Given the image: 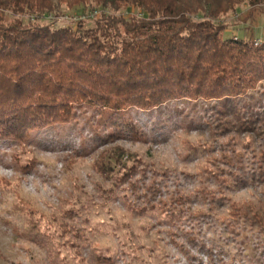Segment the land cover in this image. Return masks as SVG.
I'll use <instances>...</instances> for the list:
<instances>
[{
  "label": "rangeland",
  "instance_id": "1",
  "mask_svg": "<svg viewBox=\"0 0 264 264\" xmlns=\"http://www.w3.org/2000/svg\"><path fill=\"white\" fill-rule=\"evenodd\" d=\"M84 11L64 7L46 22L93 25L101 16L100 9ZM119 13L141 16L134 8ZM217 23L226 27L224 37L261 45L264 5H241ZM249 98L262 101L264 116V82ZM208 104L182 100L150 112L131 109L126 114L143 129L140 139L101 141L108 116L87 105L77 107L71 123L33 131L28 140L0 139V264H264V237L234 216L235 206L263 196L238 184L252 169L251 139L221 134ZM113 147L136 155L135 189L130 182L116 187V173L98 171L99 155ZM238 157L243 163L232 164ZM172 199L167 215L161 205ZM36 223L55 236V261L48 237L31 232ZM62 223L74 232L63 236Z\"/></svg>",
  "mask_w": 264,
  "mask_h": 264
},
{
  "label": "trees",
  "instance_id": "2",
  "mask_svg": "<svg viewBox=\"0 0 264 264\" xmlns=\"http://www.w3.org/2000/svg\"><path fill=\"white\" fill-rule=\"evenodd\" d=\"M244 4L257 8L264 0H0V139L28 140L33 131L71 123L82 105L108 116L101 141L140 139L145 134L127 117L131 109L150 112L174 101L202 100L221 134L251 139L246 147L252 169L248 179L238 175L244 179L238 184L263 196L257 204L235 206L234 216L264 237V116L262 101L249 98L264 82V39L256 46L248 38H226V27L217 23ZM64 7L100 9L101 16L93 25L83 19L60 28L46 22ZM127 8L141 16L118 14ZM127 153L122 147L106 150L96 167L116 173V187L130 182L135 189L130 180L138 173L137 157ZM155 190L149 187L151 194ZM174 202L161 205L167 215ZM59 226L63 236L75 230ZM40 227L31 232L48 237L55 261L50 239L56 238Z\"/></svg>",
  "mask_w": 264,
  "mask_h": 264
}]
</instances>
